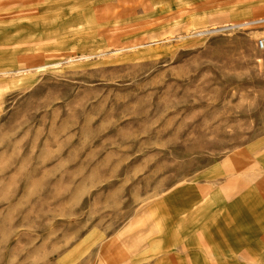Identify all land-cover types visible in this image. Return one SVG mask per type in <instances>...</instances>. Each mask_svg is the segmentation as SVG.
Listing matches in <instances>:
<instances>
[{
    "label": "rangeland",
    "instance_id": "rangeland-1",
    "mask_svg": "<svg viewBox=\"0 0 264 264\" xmlns=\"http://www.w3.org/2000/svg\"><path fill=\"white\" fill-rule=\"evenodd\" d=\"M262 37L264 0H0V264L264 261Z\"/></svg>",
    "mask_w": 264,
    "mask_h": 264
},
{
    "label": "crops",
    "instance_id": "crops-1",
    "mask_svg": "<svg viewBox=\"0 0 264 264\" xmlns=\"http://www.w3.org/2000/svg\"><path fill=\"white\" fill-rule=\"evenodd\" d=\"M244 199H245V194L239 193L237 198H236V201L241 202ZM234 209L235 208H233V205L227 206V214H228V216H233V217L235 216L234 215ZM249 209H250V207H247V209H243V208L238 209L239 211L236 214V215H238L237 218H239L241 216L240 215L241 213H245V211H249ZM252 264H264V261H261V262L255 261Z\"/></svg>",
    "mask_w": 264,
    "mask_h": 264
},
{
    "label": "built area",
    "instance_id": "built-area-1",
    "mask_svg": "<svg viewBox=\"0 0 264 264\" xmlns=\"http://www.w3.org/2000/svg\"><path fill=\"white\" fill-rule=\"evenodd\" d=\"M257 48L264 53V37L259 38L256 42Z\"/></svg>",
    "mask_w": 264,
    "mask_h": 264
}]
</instances>
